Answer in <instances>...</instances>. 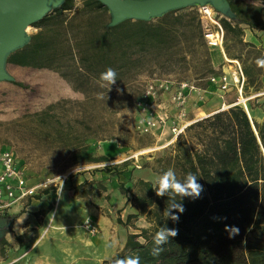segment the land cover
<instances>
[{"label":"trees","instance_id":"trees-1","mask_svg":"<svg viewBox=\"0 0 264 264\" xmlns=\"http://www.w3.org/2000/svg\"><path fill=\"white\" fill-rule=\"evenodd\" d=\"M227 1L235 18L218 14L224 50L230 59H240L244 51L243 95L247 97L248 86L254 92L264 86V69L257 70L260 49L242 41V27L264 30V7ZM108 15L97 0H82L78 7L75 0H65L34 23L36 32L28 44L7 58L15 66L55 71L84 94L82 101L62 99L10 123L33 126L45 148H63L69 166L110 161L103 154L89 152L86 140L115 138L113 117L132 105L134 99L127 100L126 91L150 61L158 68L191 62L201 68L200 75L212 72L200 16L194 8L173 10L152 21L126 20L110 28ZM200 48L204 51L198 58ZM109 67L116 70L117 81L108 89L101 87L99 77ZM246 108L255 115L249 101ZM253 117L238 104L187 126L171 153L159 160L163 163L159 173L172 169L181 183L189 172L197 175L203 186L200 196L181 198L169 193L159 197L155 183L136 181L130 195L137 212L127 215L126 223L143 216L149 226L128 234L122 250L102 264L135 255L140 264H264V120ZM23 121L24 125L19 124ZM112 168L105 170H116ZM174 203L184 208L175 213L178 222L165 216ZM162 227L175 228L178 234L163 246L159 257H153V236ZM233 227L239 233L231 236Z\"/></svg>","mask_w":264,"mask_h":264},{"label":"rangeland","instance_id":"rangeland-1","mask_svg":"<svg viewBox=\"0 0 264 264\" xmlns=\"http://www.w3.org/2000/svg\"><path fill=\"white\" fill-rule=\"evenodd\" d=\"M81 1L75 0V6H80ZM243 1L253 6L264 7V0ZM192 8L200 16L203 41L210 56L212 72L200 75L201 68L193 67L191 62L185 65L180 61L164 68H158L150 61L147 67L137 75L132 87H129L126 91L125 98L127 100H129L128 97L134 99L132 105L130 104L121 108L113 117L115 122L113 135L121 141L115 138H90L86 140L89 152L95 156L103 154L110 158V161L106 163L69 166V161L63 156V148L56 147V149H53V146L49 150L47 147L45 148V145L37 140L35 136L37 132L33 126L10 124L11 122L21 120L25 115L39 112L47 105L62 99L73 101H82L84 99V94L79 90H74L57 72L49 69L20 67L7 62L6 69L13 80L0 82V152L9 151L14 155L16 162L23 169L29 182L33 184L47 183L46 189L55 192L56 195L57 193H61V191L62 193L70 191L72 192V198L79 200L83 206H93L102 215L108 217L111 227L112 223H116L119 227L117 226L114 231L115 242L118 245V251L116 250L115 254L122 250L128 234L138 233L141 228L149 226L143 216L126 223V216L129 215H126V211L130 208L133 209V212L137 211L134 203L131 201L130 194L134 191L133 186L136 181L143 180L154 184L155 180L161 176L159 172L163 168V163H160L159 160L171 153V147L177 138L173 141L171 140L173 139V133L170 127H167L171 125L170 122L167 123V126L163 130V135L159 131L146 135L138 133L136 128L138 126V116L140 115L136 111L134 103L141 97L146 86L160 81L195 84L198 88V93L188 94L186 115L192 114L190 112L193 111L194 114L203 116L215 109L222 108L223 104L226 107L229 104L236 103L240 99L235 87L229 86L228 91L221 92L215 85L209 84L207 79L210 76H219L221 74H226L232 78L233 72L236 69V64H233V61H237L242 69L241 59L244 58V51H241L243 53L240 59H230L226 55L223 29L222 48L209 46L204 33L206 30L215 31L218 29L217 24L220 25L218 21L220 14L210 8L211 21L206 17H202L199 11L200 7L193 6ZM242 29V41L254 44L260 49L261 57H264V30L251 29L245 26ZM27 32L31 35L36 32V29L31 26ZM179 38L182 40V36ZM230 44L232 43L230 42ZM203 51V48L199 49L198 58L203 54ZM213 72L215 74H211ZM261 79L264 81V75L261 76ZM256 84H254L255 87ZM252 88L253 86L247 87L246 91L249 92L247 97L255 93L251 90ZM137 95L140 96L138 97ZM242 98H246L243 92ZM146 102L156 114H165L168 118H172L175 114V109L169 101V96L161 91H157L153 97H148ZM246 102H244L245 106ZM249 103L254 108L255 115L253 113L250 114L249 110L244 108L242 102L239 101L238 104L248 113L249 118L254 116L255 120L260 121V118L256 116V112L260 114L264 113V101L262 99H252L249 100ZM158 104L164 105H161L163 106L161 107V113L158 111ZM102 119L105 118L103 117ZM24 122H20L19 124L24 125ZM183 133L184 131L181 134ZM158 137L161 140L157 142ZM140 162L142 163L140 164ZM107 167H115L116 170L108 172L105 170ZM61 175H67V178L62 183L61 189L58 190L57 188L61 184V181L57 180V177ZM119 185L122 186V189H120ZM84 215L86 214L83 211L77 212V207L71 211L68 206V200L62 197L56 216H54V225L62 223L64 216L70 223L78 224ZM98 230L100 232L99 228ZM74 232H77L79 236H85L81 229H71L72 235H75ZM59 234L55 233L54 228H49L40 247L27 260L34 259L39 255H41L39 257L43 261L45 259L49 260V257H45L46 254L61 264L68 263V260L60 262L59 251L56 249L57 246L51 243ZM23 236L24 238L27 237L26 234ZM139 240L143 241L141 238ZM9 245L6 241L1 242L0 240V257L6 255L5 259H8L6 252H8ZM88 255L89 264H93V260L96 257L94 252H88ZM98 255H102L100 250H98ZM72 264H75V262Z\"/></svg>","mask_w":264,"mask_h":264},{"label":"crops","instance_id":"crops-1","mask_svg":"<svg viewBox=\"0 0 264 264\" xmlns=\"http://www.w3.org/2000/svg\"><path fill=\"white\" fill-rule=\"evenodd\" d=\"M161 105L163 104L157 105L160 113L162 111L161 107L164 106ZM231 105L233 106L234 104H229V106L226 107L223 104L222 108L215 109L203 116H198L194 114L193 111L190 112L189 110L192 114L189 113L190 115H186V122L192 124L217 111L228 109ZM187 107L188 105L186 108ZM256 116L260 118V121L264 120V113L260 114L256 112ZM159 133L162 134L163 131ZM160 140L161 138L158 137L157 142ZM45 190L47 191L45 192ZM45 190H39L37 195L27 199L23 206L15 207L1 214L0 217L12 216V224L9 231L5 233L3 237L4 241L10 244L8 252H6L8 259H5L6 255H2V257H0V264H61L54 261L53 257L50 255L47 256L46 254L45 257H49L51 260L45 259V261H43V259L39 257L41 255L34 259L27 260L28 257L40 247L49 228H54L56 234L60 233L51 243L57 246L56 249L59 251L58 255L60 256V262L68 260V263L65 262L62 264H72L73 262H75V264H89L88 256L90 253L88 255V252H94L96 256L93 260V264H100L109 260L115 254V251H118V245L115 242L114 235V231L118 226L116 223H112L111 227L108 217L102 215L99 210L93 206H83L79 200L72 198V192L70 191H65L63 193L61 191V193H57L56 195L55 192L49 189ZM62 197L68 200V206L71 211L77 207V212L83 211L86 214L78 224L70 223L64 216V221L62 223L54 225V216H56L59 202ZM48 206H50V210L46 211ZM136 212H133V209L130 208L126 211V215L135 214ZM140 217L141 216L138 218ZM86 222H90L91 226L97 229L96 234L91 235L84 229ZM71 229H81L85 236H79L77 232H74L75 235H72ZM25 234L27 237L24 238L23 235ZM98 250H100L102 255H98Z\"/></svg>","mask_w":264,"mask_h":264},{"label":"built area","instance_id":"built-area-1","mask_svg":"<svg viewBox=\"0 0 264 264\" xmlns=\"http://www.w3.org/2000/svg\"><path fill=\"white\" fill-rule=\"evenodd\" d=\"M200 8L199 11L202 17L211 20L212 16L210 7L204 6ZM217 26L218 29L215 31L206 30L204 37L209 46L221 49L223 43V31L220 25L217 24ZM233 64H236V69L233 72L232 78L226 74L210 76L207 79L208 83L215 85L221 92L228 91L227 89L229 86L235 87L240 99H238L234 105H238L240 101L243 103L245 109L246 106L244 102L246 101L252 99H262V101H264V87L253 93L251 96L244 99L242 98L245 77L238 62L233 61ZM157 91H161L169 96V101L175 109V114L172 118H168L165 114H156L146 102V99L148 97H153ZM189 93H198V88L195 84L188 82L171 83L169 81L148 84L141 97L134 103L136 111L140 115L138 116V126L136 128L138 133L146 135L154 134L157 131L162 132L167 126V123L170 122L171 125L167 127H170V130L173 133V139H171L173 141L187 126L191 124L186 122V104ZM66 178L67 175L57 177V180L61 181V184L57 188L58 190L61 189L62 183ZM47 186V183L33 184L29 182L23 169L19 167L16 162L14 155L9 151L0 152V216L1 214H4V212H8L15 207L23 206L27 199L36 196L39 190H44ZM84 229L91 235L97 233V229L91 226L90 222L85 223Z\"/></svg>","mask_w":264,"mask_h":264},{"label":"water","instance_id":"water-1","mask_svg":"<svg viewBox=\"0 0 264 264\" xmlns=\"http://www.w3.org/2000/svg\"><path fill=\"white\" fill-rule=\"evenodd\" d=\"M65 0H0V82L12 81L6 69L7 58L30 40L27 30ZM108 10L107 27L126 20L150 21L187 7L209 6L217 13L234 19L227 0H97ZM142 162H140L141 164ZM12 224V216L0 217V240Z\"/></svg>","mask_w":264,"mask_h":264},{"label":"clouds","instance_id":"clouds-1","mask_svg":"<svg viewBox=\"0 0 264 264\" xmlns=\"http://www.w3.org/2000/svg\"><path fill=\"white\" fill-rule=\"evenodd\" d=\"M255 63L258 68L264 69V57L257 58ZM99 80L102 82L101 87L107 86L109 89L111 85L117 81V72L115 69L109 67L100 74ZM101 98H103L101 96ZM156 195L163 197L166 194H173L178 197H192L198 198L203 191V186L197 182V175L189 172L186 175V182L181 183L177 180L176 173L172 169L165 171L158 179L155 180ZM184 208L180 203L171 204L165 210V216L170 217L173 221H179V216L175 215L176 212L182 213ZM230 235L234 236L239 233L237 227L229 229ZM178 234L177 229H169L167 227L160 228L153 236V248L151 249V255L153 257H159L163 252V246L169 243L170 238L175 237ZM114 264H140V257L127 256L123 259H116Z\"/></svg>","mask_w":264,"mask_h":264}]
</instances>
